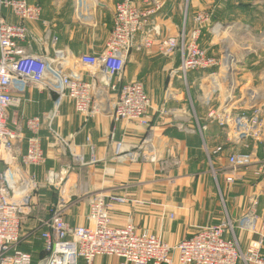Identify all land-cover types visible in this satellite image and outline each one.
I'll list each match as a JSON object with an SVG mask.
<instances>
[{
	"label": "crops",
	"instance_id": "0c3cea01",
	"mask_svg": "<svg viewBox=\"0 0 264 264\" xmlns=\"http://www.w3.org/2000/svg\"><path fill=\"white\" fill-rule=\"evenodd\" d=\"M25 1L40 5L41 14L36 21H24L29 32L27 41L20 43L24 53L50 55L53 48H59L66 55L77 57L104 52L116 0ZM134 3L143 10L155 9L151 24L134 36L122 73L123 82L140 81L151 99L147 125L125 120L114 123L107 108L85 121L70 99H61L55 109L56 94L34 85L27 87L20 106L6 111L8 125L14 128L17 121L22 138L8 156L2 155L0 170L20 166L29 135L20 117L40 116L43 121L40 138L45 161L32 167L21 166L24 172L35 175L38 186L21 214L19 249L30 253L32 263L38 264L32 253L40 243V253L44 255L40 236L44 225L38 218L47 216L49 205L61 197L65 221L72 226H85L89 201L98 193L124 199L113 202L111 225L132 223L138 231L147 230L171 245L201 227L221 223L225 213L234 224L233 232L226 237L234 236L242 250L251 239L262 237L264 256V89L259 88L264 82V56L255 54L256 62L245 63L239 69L241 96L227 113L219 107L231 95L221 90L217 93L221 83L225 84L224 78L214 76V68L183 75L178 69L181 51L164 53L160 46L167 38H177L183 29L188 35L197 11H211L218 17L221 0ZM2 14L8 22L19 20L7 8L2 9ZM211 33L204 27L199 39L207 54L215 53L210 51L216 44V35ZM229 68L230 64H223L222 71L233 82ZM82 78L93 80L85 71ZM98 85L104 87L101 81ZM244 89L250 92L241 103ZM100 100L104 102V97ZM212 112L233 116L245 113L261 122V130L235 144L229 130L214 122ZM53 131L62 136L63 142L55 139ZM119 146L121 151H135L136 160L116 159ZM218 147L221 149L215 152ZM233 152L248 153L251 162L231 168L228 156ZM49 170L60 173L62 186L46 183ZM227 176L233 180L227 182ZM250 207L257 215L255 232L242 229L237 223ZM77 264L86 262L78 259ZM91 264L125 263L118 257L103 255L95 257ZM173 264H179L175 257Z\"/></svg>",
	"mask_w": 264,
	"mask_h": 264
},
{
	"label": "built area",
	"instance_id": "2783aa9c",
	"mask_svg": "<svg viewBox=\"0 0 264 264\" xmlns=\"http://www.w3.org/2000/svg\"><path fill=\"white\" fill-rule=\"evenodd\" d=\"M4 8L19 20L8 22L2 14ZM154 12V8L140 9L134 0H116L111 31L101 55L73 57L59 48H53L50 55H36L24 53L20 43L27 41L29 36L24 21L38 20L40 5L25 0H0V159L2 155L8 156L15 142L22 138L17 121L14 128L8 125L6 111L9 107L20 106L30 85L54 92L55 109L61 99L68 98L74 110L84 117L107 108L114 121H137L147 125L146 114L151 108V99L140 81L123 82L122 73L134 36L151 24ZM211 20V11H197L193 16L194 27L188 35L183 29L177 38L170 37L161 42L164 53L181 51L178 67L181 74L213 69L220 63L199 45L202 28ZM145 42L149 44V41ZM83 71L93 80H84ZM98 80L103 82V88L98 85ZM210 115L221 127L228 124L227 128L234 129L232 142L235 144L250 136L254 128L259 129L255 118L245 113L233 116L212 112ZM20 118L29 133L20 166L0 170V264H33L32 255L18 246L21 214L29 206L38 183L35 175L24 172L21 166H36L45 161L40 138L43 121L40 116ZM53 136L63 142L59 133L53 131ZM220 149L218 147L215 152ZM136 156L135 151H121L120 146L117 147L119 160H136ZM250 162L251 156L245 152H233L228 156L229 166L233 169L245 167ZM61 180L59 172H47L48 185L56 187ZM232 180V176L226 177L227 182ZM123 201L121 197L95 194L89 201L88 224L85 226L67 223L61 212L63 200L56 204L50 217L43 222L44 229L40 233L45 264H77L78 259L91 264L95 257L103 255L118 257L125 264H173V257L179 264H264L263 238L251 239L242 250L234 236L226 237L233 232V224L229 221L201 227L192 236L172 245L147 230L138 231L132 223L113 226L110 209L113 202ZM256 220L257 215L251 208L241 216L238 226L255 232Z\"/></svg>",
	"mask_w": 264,
	"mask_h": 264
},
{
	"label": "rangeland",
	"instance_id": "374dc122",
	"mask_svg": "<svg viewBox=\"0 0 264 264\" xmlns=\"http://www.w3.org/2000/svg\"><path fill=\"white\" fill-rule=\"evenodd\" d=\"M221 2H222L221 13L219 14L218 17L217 16L215 17L214 13L211 12L212 20L208 25L205 26V28L206 29L209 28L210 31L212 33H215L216 35L215 36L216 44L214 48L213 45L210 47L211 49L210 51L211 52L215 51V53L209 55L215 57L220 62L217 66L214 67L215 69L214 76H218V75L222 76L224 78L223 82H225V84L224 83L222 84L220 82L221 86L219 89H217V93L221 90V92H224V94L229 93V95H231L230 100L227 102L224 101L223 104L219 107L222 110H227L228 113L229 108L231 107L233 101L240 99L239 97L241 96V91H240L241 82L239 79V69L245 63L256 62L257 57H254L255 54L264 56V0H221ZM30 4H34V3H30ZM224 58H226L225 60H227V63L230 64L229 71L230 74L232 75L233 82L231 81L229 82L226 78L227 74H224V72L222 71ZM259 88L261 90L264 89V82H262V86H260ZM243 91H244L243 93L244 95L241 98L242 101L240 100L241 103L247 99L250 92V90L249 92H247V90L245 89ZM96 115L89 117H84L83 115H81V117L83 120L87 121L95 117ZM255 120L257 122L256 126H258V124H260L261 122L257 118H255ZM113 122L115 123L116 121L113 120ZM214 122L218 124L216 120H214ZM226 126H228V124ZM226 126L223 128L229 130L232 139V134L234 132V129L227 128ZM260 130H261L260 126L259 129L254 128L249 135L250 136H254V134L258 135ZM115 158L118 159L117 157ZM127 161L134 162L135 160H127ZM60 186H62V183L56 186V188H59ZM34 191H36V189ZM32 195L30 198L33 197ZM60 201H62L61 197L57 198L56 201H54L49 205L47 210V216H45L44 218H38L39 223L41 222L43 223L46 219L50 217L51 209ZM255 207L256 205H254V209ZM251 208L252 207H250L249 210ZM61 212L63 216V208ZM222 217H223L222 222L229 221L230 223L233 224V222L229 219V216L225 215V213L222 214ZM37 249H38L37 251H33L32 253L33 255H35L34 259L36 261L38 260L40 261L44 257L43 253H40L41 250L40 243ZM25 250H27V248H25Z\"/></svg>",
	"mask_w": 264,
	"mask_h": 264
},
{
	"label": "water",
	"instance_id": "95a60500",
	"mask_svg": "<svg viewBox=\"0 0 264 264\" xmlns=\"http://www.w3.org/2000/svg\"><path fill=\"white\" fill-rule=\"evenodd\" d=\"M38 264H45V260L42 259L41 261L38 262Z\"/></svg>",
	"mask_w": 264,
	"mask_h": 264
},
{
	"label": "bare ground",
	"instance_id": "6f19581e",
	"mask_svg": "<svg viewBox=\"0 0 264 264\" xmlns=\"http://www.w3.org/2000/svg\"><path fill=\"white\" fill-rule=\"evenodd\" d=\"M229 56H230V54H229ZM227 58V57H226ZM226 58H224V64H228L227 63V60H225ZM230 60V59H229ZM225 74H227V73H225Z\"/></svg>",
	"mask_w": 264,
	"mask_h": 264
}]
</instances>
